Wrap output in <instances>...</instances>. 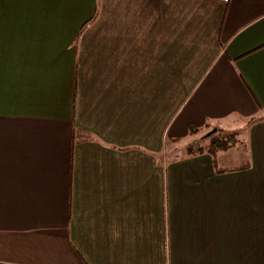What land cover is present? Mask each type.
<instances>
[{
  "label": "crops",
  "instance_id": "1",
  "mask_svg": "<svg viewBox=\"0 0 264 264\" xmlns=\"http://www.w3.org/2000/svg\"><path fill=\"white\" fill-rule=\"evenodd\" d=\"M0 264H264V0H0Z\"/></svg>",
  "mask_w": 264,
  "mask_h": 264
},
{
  "label": "trees",
  "instance_id": "2",
  "mask_svg": "<svg viewBox=\"0 0 264 264\" xmlns=\"http://www.w3.org/2000/svg\"><path fill=\"white\" fill-rule=\"evenodd\" d=\"M190 131H193V128L190 127ZM221 133V134H219ZM208 138V144H206V150H208V152L213 153L216 150H223L226 149L230 146H232L233 144H235V142L238 141V138L235 136L234 133H229V132H220V130H217L216 132L210 134L208 137H202V139H206ZM188 151V153H196L201 151L200 148L198 149H191L189 150L188 148L186 149Z\"/></svg>",
  "mask_w": 264,
  "mask_h": 264
},
{
  "label": "rangeland",
  "instance_id": "3",
  "mask_svg": "<svg viewBox=\"0 0 264 264\" xmlns=\"http://www.w3.org/2000/svg\"><path fill=\"white\" fill-rule=\"evenodd\" d=\"M95 10L92 11V13ZM92 13L90 15H92ZM91 17V16H90ZM97 17L96 11L94 12L93 16L91 19H89L86 23H92L93 20H95V18ZM213 128L208 129V130H202L199 134L193 135L192 139L187 140H183V141H178L176 144H173L172 147H177V146H182V148L184 146H186V149L188 148L189 150L191 149H199L203 150L206 148V144H208V138L206 139H202V137H208L205 136L209 131H211ZM217 130H215L216 132ZM214 133V132H213ZM221 134V133H219ZM235 136L237 137V134H235Z\"/></svg>",
  "mask_w": 264,
  "mask_h": 264
},
{
  "label": "water",
  "instance_id": "4",
  "mask_svg": "<svg viewBox=\"0 0 264 264\" xmlns=\"http://www.w3.org/2000/svg\"><path fill=\"white\" fill-rule=\"evenodd\" d=\"M216 128H213L211 131H209L205 136H209L210 134H212L213 132H215Z\"/></svg>",
  "mask_w": 264,
  "mask_h": 264
}]
</instances>
